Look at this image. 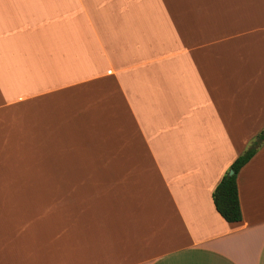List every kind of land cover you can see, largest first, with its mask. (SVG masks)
Here are the masks:
<instances>
[{"label":"crops","instance_id":"obj_1","mask_svg":"<svg viewBox=\"0 0 264 264\" xmlns=\"http://www.w3.org/2000/svg\"><path fill=\"white\" fill-rule=\"evenodd\" d=\"M263 128L264 0H0V264H264Z\"/></svg>","mask_w":264,"mask_h":264},{"label":"trees","instance_id":"obj_2","mask_svg":"<svg viewBox=\"0 0 264 264\" xmlns=\"http://www.w3.org/2000/svg\"><path fill=\"white\" fill-rule=\"evenodd\" d=\"M263 142L264 128L256 134L255 140L231 162L212 191L214 207L227 222L241 220L236 176L240 168L249 161ZM229 170L232 171L231 174H229Z\"/></svg>","mask_w":264,"mask_h":264},{"label":"rangeland","instance_id":"obj_3","mask_svg":"<svg viewBox=\"0 0 264 264\" xmlns=\"http://www.w3.org/2000/svg\"><path fill=\"white\" fill-rule=\"evenodd\" d=\"M255 136H256V135H254V136L251 138V140L248 142V145H247L246 147H248V146H249V145L255 140ZM245 149H246V148H245ZM245 149H244V150H245ZM244 150H243V151H244ZM15 151H16V149H13V150H12L13 153H15ZM243 151H242V152H243ZM230 171H231V170H229V172H230Z\"/></svg>","mask_w":264,"mask_h":264},{"label":"water","instance_id":"obj_4","mask_svg":"<svg viewBox=\"0 0 264 264\" xmlns=\"http://www.w3.org/2000/svg\"><path fill=\"white\" fill-rule=\"evenodd\" d=\"M231 173H232V171L229 172V174H231Z\"/></svg>","mask_w":264,"mask_h":264}]
</instances>
